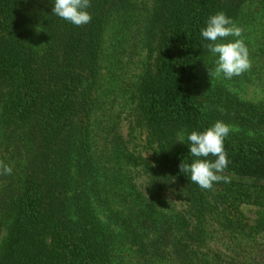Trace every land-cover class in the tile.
<instances>
[{"label": "trees", "instance_id": "16d2710c", "mask_svg": "<svg viewBox=\"0 0 264 264\" xmlns=\"http://www.w3.org/2000/svg\"><path fill=\"white\" fill-rule=\"evenodd\" d=\"M90 4L75 26L54 0H0V264H264V100L245 97L264 87V0ZM221 11L252 63L231 79L201 35ZM217 121L231 182L204 190L179 165Z\"/></svg>", "mask_w": 264, "mask_h": 264}, {"label": "clouds", "instance_id": "9594fccd", "mask_svg": "<svg viewBox=\"0 0 264 264\" xmlns=\"http://www.w3.org/2000/svg\"><path fill=\"white\" fill-rule=\"evenodd\" d=\"M90 6V0H54L52 14L75 26H83L91 22L92 17L87 11ZM37 30L41 31L40 27ZM242 33L243 29L223 11L209 17L206 27L201 30V35L209 41L205 47L214 56H218L215 70L208 69L210 77L218 78L223 74L225 78L231 79L251 69L249 49L243 39L221 42L229 36L241 37ZM230 131L232 128L229 125L217 121L203 132L192 131L187 135L190 155L196 159L191 163L183 161L179 168L182 173L188 174L191 182L204 190H211L214 183L231 182L230 176L223 175L229 164L224 140ZM178 142L184 143V133L179 134ZM12 171L11 166L0 161V175H11Z\"/></svg>", "mask_w": 264, "mask_h": 264}, {"label": "rangeland", "instance_id": "374dc122", "mask_svg": "<svg viewBox=\"0 0 264 264\" xmlns=\"http://www.w3.org/2000/svg\"><path fill=\"white\" fill-rule=\"evenodd\" d=\"M35 24H36V26H35L36 27V34H37V37H39L40 31H38L37 29L40 27V24H39V19L36 15H35ZM261 33H264V24L255 23L254 25L249 27L248 37L251 39V38L258 36V39H259V35H261ZM253 41L255 42V38L253 39ZM245 97L253 98L256 101L264 100V87L263 86L257 87L256 85H251L247 89V91L245 93ZM120 100H122V99H120ZM126 125H128L127 121L124 122V126H125L124 131L126 133H128V129H127ZM135 128L132 129V132H131L132 133V136L130 138L131 145L133 147H135V149H138V151H140V153H142L145 157H148L149 154L152 152V147L148 143L147 136H146L145 132L142 131L141 128H139V127H135ZM141 173H142V175L140 176L141 178H139L138 180L140 183H142V185H144L145 182L148 181V178L145 177L146 175L145 176L143 175L144 174L143 171ZM245 212H246V214L250 220H253L257 217V208L254 206L246 207Z\"/></svg>", "mask_w": 264, "mask_h": 264}]
</instances>
